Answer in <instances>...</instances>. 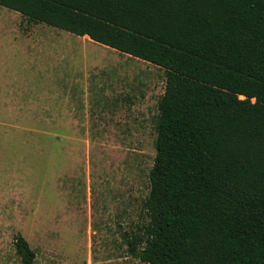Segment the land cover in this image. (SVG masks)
<instances>
[{
	"label": "trees",
	"instance_id": "trees-1",
	"mask_svg": "<svg viewBox=\"0 0 264 264\" xmlns=\"http://www.w3.org/2000/svg\"><path fill=\"white\" fill-rule=\"evenodd\" d=\"M165 70L156 155L123 234L147 264H264V0H0ZM22 264L37 253L17 234Z\"/></svg>",
	"mask_w": 264,
	"mask_h": 264
},
{
	"label": "rangeland",
	"instance_id": "rangeland-1",
	"mask_svg": "<svg viewBox=\"0 0 264 264\" xmlns=\"http://www.w3.org/2000/svg\"><path fill=\"white\" fill-rule=\"evenodd\" d=\"M20 14L0 5V18L23 31ZM30 24L48 35L47 25ZM53 30L75 43L70 74L0 38V264H22L17 234L36 264H147L122 238L149 220L143 202L165 70ZM101 82L122 91L105 97Z\"/></svg>",
	"mask_w": 264,
	"mask_h": 264
},
{
	"label": "crops",
	"instance_id": "crops-1",
	"mask_svg": "<svg viewBox=\"0 0 264 264\" xmlns=\"http://www.w3.org/2000/svg\"><path fill=\"white\" fill-rule=\"evenodd\" d=\"M20 15L22 16V21H25L27 25L26 30L22 31L20 28L16 29L15 27L12 26L10 27V24L12 23L11 20L7 21L4 18H0V38L2 37V39H7L11 37L12 40L14 42H17L20 45V48L25 49L27 53H30L32 49H37L38 50L37 55L43 57L45 61L49 62L53 60L57 72H59L60 75L61 74L65 75V73L70 74V72L72 71V66L75 65L77 58L75 51L74 52L72 51L73 49H75V43L72 41L69 42L62 41L59 32H55L53 30L54 26L48 25L43 22L36 23V24L43 23L48 27H50L49 30L47 31L48 35L47 36L43 35L42 34L43 31L40 32L36 27H34L35 25L31 26L30 24L31 21L28 18H26L24 15L22 14ZM84 37H88V36H84ZM91 41L93 40L91 39ZM104 46L108 47L109 49H113L109 46L106 45ZM122 54L125 55L126 59H128V57H132L129 54H124V53ZM95 69H96V73L94 74L97 75L101 73L102 76L103 74L102 69L104 68L101 69V66H95ZM99 87L101 88L102 94L105 97H113V96L118 97L119 95L117 94L120 91H122L121 87L119 88L118 86L117 87L118 91L117 93H115L114 91H112L110 85L109 86L105 85L103 82L99 84Z\"/></svg>",
	"mask_w": 264,
	"mask_h": 264
}]
</instances>
